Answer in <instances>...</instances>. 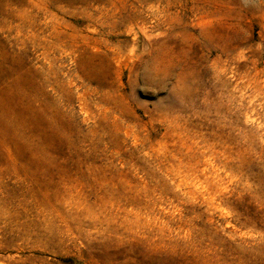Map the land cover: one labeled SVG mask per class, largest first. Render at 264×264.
I'll use <instances>...</instances> for the list:
<instances>
[{
	"label": "rangeland",
	"instance_id": "1",
	"mask_svg": "<svg viewBox=\"0 0 264 264\" xmlns=\"http://www.w3.org/2000/svg\"><path fill=\"white\" fill-rule=\"evenodd\" d=\"M0 264H264V0H0Z\"/></svg>",
	"mask_w": 264,
	"mask_h": 264
}]
</instances>
